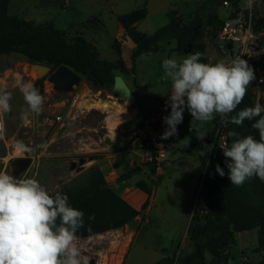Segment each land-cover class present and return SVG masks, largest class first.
I'll list each match as a JSON object with an SVG mask.
<instances>
[{
  "label": "rangeland",
  "instance_id": "1",
  "mask_svg": "<svg viewBox=\"0 0 264 264\" xmlns=\"http://www.w3.org/2000/svg\"><path fill=\"white\" fill-rule=\"evenodd\" d=\"M197 1H200V5L207 0H153L155 14L148 18L147 27L151 28L148 30L165 26L171 10L192 13ZM145 2L146 0H10L9 13L34 26L54 25L64 33L67 42L84 33L88 41L98 44L101 58L113 60L114 49L118 47L117 41H112L120 25L117 16L141 8ZM217 9L221 19L231 12L223 3H219ZM257 14L258 17L263 16L264 0H259ZM173 42L176 43L175 40L164 41L162 47L166 49ZM206 43L209 49L215 42L207 40ZM163 53L160 52L157 57L144 56L139 62V68L145 73V77H149V81L142 83L145 110L158 105L152 95L161 96L171 91V81L164 77L162 63L158 62L166 57ZM187 55L178 53L171 58L182 60ZM53 72L51 67L32 64L21 55L3 58L0 64V88L12 94V110L0 112V171L21 179L34 178L50 194L74 193L93 181L94 174L90 168H86V164L110 143L107 138V118L118 115L120 124L126 125L132 121L131 126L136 127L148 112L141 111L135 102L134 90L138 87V81L133 76V69L129 75L118 71L115 74V77H123L130 89L131 94L126 92V95H122L116 85L113 88L97 86L82 75L81 80L72 87L59 86L52 78ZM21 77L26 82L31 81L44 96L45 103L41 113L28 111L16 85L17 79ZM41 79L43 82L37 83ZM248 90L252 92L253 105L259 102L264 106V96H258L252 89ZM97 102L108 103L112 107L106 110L97 105ZM218 127L224 131L223 126ZM218 127L211 124L210 137L217 139V145L212 149L213 154L224 142L221 133L217 131ZM8 140L26 147L25 156L8 159ZM202 199L203 188L196 210L203 207ZM183 204L176 203L173 212L156 217L154 224L151 219L141 216L119 233H106L107 235L88 239L77 237L76 244L82 256L87 258L88 264H114L115 261L117 264H151L161 258L163 248L166 249L165 254H174V264H184L185 258L194 253V243L188 232L184 233L189 214L185 213ZM235 240L236 244L229 251L230 259L227 264L262 263L264 251L259 248L258 229L237 232ZM211 260L212 256L207 253L206 264Z\"/></svg>",
  "mask_w": 264,
  "mask_h": 264
},
{
  "label": "trees",
  "instance_id": "2",
  "mask_svg": "<svg viewBox=\"0 0 264 264\" xmlns=\"http://www.w3.org/2000/svg\"><path fill=\"white\" fill-rule=\"evenodd\" d=\"M231 1L237 7L242 0ZM223 0H207L199 5L189 23H185L177 11L169 13V22L159 28L154 34L146 35L138 32L134 25L144 20L148 15L146 7H141L127 14L117 16L126 34L135 42L132 52V69H135L137 58L141 55L155 56L161 50V42L177 41V52L194 54L200 52L202 61L210 63L207 55L206 41H216L222 19L218 15L217 6ZM10 0H0V64L4 57L21 55L32 64L45 65L55 71L66 65L78 74L84 76L92 84L104 88H113L115 74L118 71L129 75L130 70L122 59L117 61L105 60L100 57L97 48L84 37L77 35L70 42L66 41L64 33L54 25L34 26L31 22L20 19L9 13ZM239 15V12L235 15ZM255 30L264 31V14L255 17ZM43 79L37 83H42ZM254 106L252 92L247 94L236 111L229 114L235 116L241 109ZM254 121L245 120L242 125L222 123L219 115L212 120L217 128L223 126L226 135L225 145L218 147L215 154L212 149L217 145L213 137L200 139L195 132L189 137L198 159L206 173L203 181V207L195 210L192 217L188 236L194 243V253L186 257L184 264H206V254L212 256L208 264H227L229 251L236 244L237 232L259 230V248L264 251V182L257 177L247 179L241 186L231 184L228 178L229 169L223 149L230 147L233 139L252 135L259 139L258 131L251 127ZM125 131L119 133L116 145L121 137L132 129L131 124L123 125ZM236 133V136L229 135ZM211 147L205 150V146ZM117 149V147H116ZM204 151V155L200 152ZM219 164L225 175L221 177L216 172ZM2 165H0V170ZM94 174L93 181L77 192L65 193L69 204L84 213V226L76 233L77 237L88 239L111 231L123 229L142 215L149 203L142 210H137L106 181L102 171L94 166L89 169ZM130 172L120 177L119 181L130 178ZM137 186L152 195V188L145 182ZM89 217H93L89 219ZM175 256L166 257L155 264H174ZM261 264H264V259Z\"/></svg>",
  "mask_w": 264,
  "mask_h": 264
},
{
  "label": "clouds",
  "instance_id": "3",
  "mask_svg": "<svg viewBox=\"0 0 264 264\" xmlns=\"http://www.w3.org/2000/svg\"><path fill=\"white\" fill-rule=\"evenodd\" d=\"M201 61L200 52L182 60L162 61L164 77L171 81L166 103L171 111L163 118L167 128L161 139L177 134L185 108L193 119L202 122L212 121L217 115L222 123L242 125L245 120L254 121L251 127L258 131L259 139L252 135L233 139L230 147L223 149V155L232 185L241 186L253 176L264 182V106L257 102L229 120V114L242 103L255 79L253 69L241 57L230 64ZM16 85L28 111L41 113L45 98L34 84L21 77ZM11 99L12 94L0 88V112L12 110ZM229 135L235 137L236 133ZM210 147L205 146V150ZM216 172L221 177L225 175L219 164ZM83 226L84 213L69 204L66 194H50L34 178L21 179L0 171V264H88L76 244V233Z\"/></svg>",
  "mask_w": 264,
  "mask_h": 264
},
{
  "label": "crops",
  "instance_id": "4",
  "mask_svg": "<svg viewBox=\"0 0 264 264\" xmlns=\"http://www.w3.org/2000/svg\"><path fill=\"white\" fill-rule=\"evenodd\" d=\"M199 3L200 1L194 3L195 10H193L192 13H186L185 11H178L176 9L171 11H177L178 15L182 16L184 22L189 23L192 16L198 9ZM142 7L147 8L148 15L144 20L136 23L134 28L142 34L152 35L159 29L156 28L157 30H148L151 28L147 27L148 18L152 14H155L153 0H146ZM171 11L168 12V15ZM185 13L187 15H185ZM78 35L85 38L84 33H80ZM112 41H117L118 47L115 49L113 48L115 51V57L110 61L122 59L125 66L131 70V56L132 52L136 48V44L126 34L125 29L121 26V24L119 25L117 34ZM166 41L171 42V40ZM212 42L214 43L215 41ZM90 43L97 48L101 57L98 44L93 41ZM163 43L164 41L161 42L160 52H164L163 54L166 56L164 59L171 58L174 54L182 53L176 51L177 41L176 43H169L166 49L162 47ZM159 53L151 57H157ZM207 55L210 63H226L229 60L223 49L216 42L209 49L207 48ZM144 56L145 55H141L137 58L136 66L133 72L134 75H131H133L138 81V87L134 90L135 102L138 104L141 111L149 113L153 110L160 109L162 107L163 101L166 98H169L171 93L166 92L161 96L152 95V98L158 101V105H155L149 110H145L143 106L145 94L142 83L149 81V77H145V73L142 72L141 68H139V62ZM162 61L163 60H159L158 62L161 64ZM142 77H144V79H142ZM131 122L132 121H129L126 124H130ZM211 124L212 121L202 122L193 119L189 111L185 108L183 113V121L177 125V134L171 136L168 147V162L165 166V169L162 173H157L153 168L144 163L145 154L139 150H135L126 135H123L119 144L116 145L119 128H121L122 133L125 131L124 127H122L125 124H120L118 122L113 133L110 132L109 129L107 131V138L110 143L102 149V152L88 161L86 168H91L94 166L98 167L112 188L137 210H142L144 205L149 203L147 208L143 210L142 215H140L134 221L138 220L141 216H146L148 219H151L154 224L156 223V217L160 218L159 216L163 217L165 213L169 214L173 212L176 209V203H184L182 208L186 210L185 213L189 214L186 230L184 232L187 233L199 201L201 188L206 173L203 165L198 159L196 150L191 144L189 133L195 132L198 137L209 138L211 134ZM130 171L131 174L129 179L118 182L122 175ZM141 181L145 182L150 188H152L151 196L137 186L138 182ZM120 231L121 229L108 232L107 234L115 232L119 233ZM112 243L114 244V242ZM165 251L166 249L163 248L160 256L161 258H158V260L151 264H155L166 257L174 256V254H165ZM143 253L144 252H142V254ZM114 264H117V261H115Z\"/></svg>",
  "mask_w": 264,
  "mask_h": 264
},
{
  "label": "built area",
  "instance_id": "5",
  "mask_svg": "<svg viewBox=\"0 0 264 264\" xmlns=\"http://www.w3.org/2000/svg\"><path fill=\"white\" fill-rule=\"evenodd\" d=\"M223 6L231 9L230 14L222 19L219 26L216 43L223 49L230 64L236 57L245 59L253 69L255 79L248 86L258 96H264V31L255 30V17L259 0H242L237 7L228 0H223ZM250 4V6H249ZM239 12V15L235 16ZM166 98L162 107L153 110L145 116L142 123L127 131V138L135 150L143 152L144 163L157 173H162L168 162V147L171 137L161 139L167 125L163 118L170 114V107L166 108ZM225 145L226 135L218 127ZM8 159L25 156L26 147L8 140ZM149 221V220H147Z\"/></svg>",
  "mask_w": 264,
  "mask_h": 264
},
{
  "label": "water",
  "instance_id": "6",
  "mask_svg": "<svg viewBox=\"0 0 264 264\" xmlns=\"http://www.w3.org/2000/svg\"><path fill=\"white\" fill-rule=\"evenodd\" d=\"M52 78L59 86L65 87H72L75 83L81 80L80 74H78L72 68L66 65L57 68L53 72ZM115 85L120 89L122 95H126V92L131 94L130 89L128 88L123 77L116 76Z\"/></svg>",
  "mask_w": 264,
  "mask_h": 264
},
{
  "label": "bare ground",
  "instance_id": "7",
  "mask_svg": "<svg viewBox=\"0 0 264 264\" xmlns=\"http://www.w3.org/2000/svg\"><path fill=\"white\" fill-rule=\"evenodd\" d=\"M96 104L99 105V106H101L102 108H104V109H106V110L112 107V106L109 105L108 103H100V102H97ZM119 105H120V104H119ZM124 105H125V104H124ZM114 106H115V105H114ZM109 110H110V109H109ZM127 112H128V111H127ZM117 116H118V115H117ZM117 116H109V117L107 118L108 128H109L110 132H112V133L114 132V129H115L117 123L119 122V118H117ZM118 261H119V263L121 262V255H120Z\"/></svg>",
  "mask_w": 264,
  "mask_h": 264
}]
</instances>
